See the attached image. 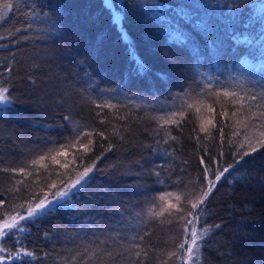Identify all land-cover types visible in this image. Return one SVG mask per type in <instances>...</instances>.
Wrapping results in <instances>:
<instances>
[{
    "label": "trees",
    "instance_id": "obj_1",
    "mask_svg": "<svg viewBox=\"0 0 264 264\" xmlns=\"http://www.w3.org/2000/svg\"><path fill=\"white\" fill-rule=\"evenodd\" d=\"M12 3L0 21V86L12 97L0 106V169L19 168L83 132L104 131L107 137L94 138L90 155L100 154L101 144L113 147L81 194L72 197L73 207L40 217L25 233L0 241L13 254L21 247L34 253L4 264H131L135 251H141L136 264H181L168 254L189 236L168 223L167 213L153 214L165 203L159 197L175 203L174 194L185 185L203 183L204 166L215 172L228 165L234 167L213 188L196 224L198 233L210 231L187 264H264V145L258 142L264 127L253 128L240 114L232 117L230 105L222 117L221 104L229 98L221 95L216 103L214 95L264 90V0H119L115 6L125 13L123 27L153 71L166 74L163 80L125 74V46L103 0ZM101 32L106 35L97 50ZM209 36L217 42L215 54L205 46ZM193 45L200 56L192 54ZM55 93L61 95L54 101ZM105 94L133 104L116 101L99 112L97 105L109 104L102 101ZM66 153L58 157L61 163L79 154L78 145ZM45 163L51 178L64 171ZM39 176L37 182L35 172L25 177L0 171V217L21 211L18 205L46 182L44 169ZM15 180L29 188L20 184L19 191L11 190ZM136 244L141 247L132 248Z\"/></svg>",
    "mask_w": 264,
    "mask_h": 264
},
{
    "label": "snow or ice",
    "instance_id": "obj_2",
    "mask_svg": "<svg viewBox=\"0 0 264 264\" xmlns=\"http://www.w3.org/2000/svg\"><path fill=\"white\" fill-rule=\"evenodd\" d=\"M13 7L12 0H0V21H4L7 18ZM103 8L110 12V23L116 28L118 38L125 46V53L127 56V68L125 74L129 78L150 79L155 76L157 79L163 80L166 77V74L163 72H154L151 65L139 55L135 42L123 27V21L125 19V13L123 10L117 11L113 0H103ZM122 8L123 5H121V9ZM199 27L200 25H197V28ZM105 35L106 34L103 32L98 33L96 39L97 50L103 43ZM205 46L210 53L215 54L219 51L217 42L212 40L210 36L209 39L205 41ZM191 51L193 55L200 56V49L195 45H193ZM227 51H231V49ZM224 54L226 55L227 52ZM214 95L217 97L216 103H220L219 98L221 95L225 98H229L225 103L221 104L222 111L219 115L222 117L228 116L229 113L227 106L230 105L235 109L231 113L232 117H236L240 114L244 121L251 123L253 128L264 127V90H262L260 94L252 92L247 93L246 95L225 90L222 94L217 92ZM11 102L12 97L10 96V89L8 87L0 86V105H8ZM97 107L113 108L115 106L111 104H101L97 105ZM192 107L193 105H188V108ZM208 108L209 111L214 110L211 105H209ZM196 111L199 112L200 109L197 108ZM175 115L177 114L172 113V116ZM179 115L183 117L185 113L181 112ZM120 119H124V117H120ZM158 119L163 120L164 123H177V121L172 119L165 120L163 117ZM101 122L103 123V121ZM207 123L212 124L213 121L208 120ZM245 127H248L247 123L245 124ZM200 128L201 131H206L203 123L200 125ZM219 131L221 133V138H223V126L219 128ZM113 134H117V132L114 130ZM167 134L168 133L166 132V135ZM259 135L260 137H264V131H260ZM83 137H87L86 142H82ZM94 138L107 139L104 131L83 132L66 144H61L59 147L49 148L46 152L37 154L19 168L0 169L2 172H19L25 177L33 176L35 172L37 182L40 180V169H44L47 173V176L45 177L46 182L40 187L39 191L33 192L29 195L25 203L18 205L21 211H15L14 214L13 212H4L3 216L0 217V241H3L5 237H14L16 233H25L28 231L27 225L29 223H35L40 217H46L60 209L73 207L71 204L72 197L81 194L85 186L90 182V174L96 170L97 162L102 158L104 152L110 151L113 147L111 142L107 144V147L101 144L100 147L103 151L100 154L90 155L94 152ZM172 138L175 139V137ZM247 139L248 138L246 137V140ZM258 142L264 145V139H261ZM77 145L79 154L74 155L71 161L61 163L58 157L65 156L67 154V148L76 147ZM255 150V147H251V151ZM243 155H248V152H244ZM242 158L243 156H241V159ZM47 160H50L53 165H59L64 171L57 172L56 178H51L52 172L48 170V165L45 163ZM77 161H79V164H77ZM200 162L202 165L204 164L203 157H201ZM70 164L73 165L71 168L69 167ZM233 167L234 165H228V167H225L222 170L217 168L215 172H212L208 166H204L202 169L203 183L197 184L192 182L191 187L185 185L184 188L174 194L175 203L171 200H166L164 195L159 197V199L165 201V203L160 208L159 212H154L153 214L155 216H163L167 213L168 216L171 217L168 223L175 222L177 225H180L182 232L185 234H188L190 229V243L188 240H182L177 246L178 250L170 252L168 254L169 257L176 256L181 260V264H185V259L193 260L194 251L196 253L199 252L198 240L202 239L210 231L208 227L203 228L199 233L197 231L196 224L203 214V206L216 184L225 178V174ZM29 168L33 170L30 171ZM14 183L16 187L11 190L19 191L20 189L18 185L24 184V181L15 180ZM177 183L181 182L178 181ZM24 187L25 189H28L29 185L24 184ZM167 196L172 197L173 194L168 193ZM2 204L3 201H0V205ZM145 235H148V233H145ZM140 239L143 240L144 237L141 236ZM140 247L139 244L132 245V248L135 249H139ZM5 252L8 253L7 259L12 261L22 260L23 257H34L33 252L27 251L23 247L15 251L13 254L8 249L0 246V253ZM109 255L111 254L109 253ZM132 255L135 259L132 260L131 264H136V260H140L141 251H135ZM147 255L148 253L146 251L143 252L145 258ZM5 259V256L0 255V264H4ZM84 264H87V261H84ZM140 264H144V261L141 260ZM163 264H167V261H164Z\"/></svg>",
    "mask_w": 264,
    "mask_h": 264
},
{
    "label": "rangeland",
    "instance_id": "obj_3",
    "mask_svg": "<svg viewBox=\"0 0 264 264\" xmlns=\"http://www.w3.org/2000/svg\"><path fill=\"white\" fill-rule=\"evenodd\" d=\"M118 1H119V0H113L114 5H118ZM38 58H40V57H38ZM103 60L106 61V58H103ZM235 77H236L235 79H236L237 81L243 79L242 75H239L238 77H237V75H236ZM235 83H237V82L235 81ZM60 95H61L60 93H55V99H54V101H55L56 98H57L58 96H60ZM54 101H53V102H54ZM102 101L105 102V103H109V104H111V105H115V104H117L116 101H118V103H125V104H130V105L133 104L132 101H131L130 99L126 100V99L122 98L121 96H116V99H115V98H113L112 96H109V94H105L104 97H102ZM135 103H138V104H139V102H137V101H136ZM0 106H3V105H0ZM33 106L37 107L36 103H33ZM38 107H39V106H38ZM97 110H98L99 112H102V111L105 110V107H104V108H98ZM109 205H110V207H115V205H117V204L115 203V201H112V202L109 203ZM186 235L189 236L188 242L190 243V231H189V233L186 234ZM10 261H12V260H8V259L6 258L4 263H8V262H10ZM180 261H181V260H180ZM187 261H188V260L185 259V264H187ZM250 263H252V262H249V263H246V264H250Z\"/></svg>",
    "mask_w": 264,
    "mask_h": 264
}]
</instances>
